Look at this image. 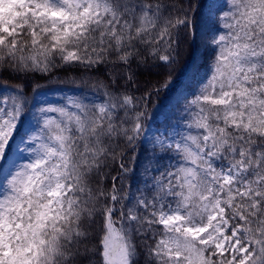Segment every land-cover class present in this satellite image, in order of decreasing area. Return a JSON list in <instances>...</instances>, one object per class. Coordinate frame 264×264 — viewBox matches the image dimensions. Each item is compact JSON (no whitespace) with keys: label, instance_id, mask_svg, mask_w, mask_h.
Segmentation results:
<instances>
[{"label":"snow or ice","instance_id":"snow-or-ice-1","mask_svg":"<svg viewBox=\"0 0 264 264\" xmlns=\"http://www.w3.org/2000/svg\"><path fill=\"white\" fill-rule=\"evenodd\" d=\"M0 264H264V0H0Z\"/></svg>","mask_w":264,"mask_h":264},{"label":"trees","instance_id":"trees-1","mask_svg":"<svg viewBox=\"0 0 264 264\" xmlns=\"http://www.w3.org/2000/svg\"><path fill=\"white\" fill-rule=\"evenodd\" d=\"M76 71V74L79 75L80 74V70H75ZM61 79H63L67 74L64 73L63 71H59L57 73ZM155 80H156V77L155 75H148L147 73L143 74L141 77H140V84H141V87L144 88V87H147V86H150L152 83H155ZM53 86H56L55 84H53ZM61 87H72V85H60Z\"/></svg>","mask_w":264,"mask_h":264}]
</instances>
